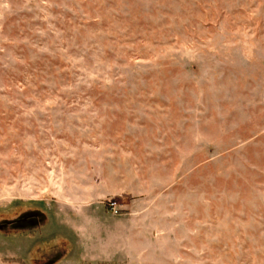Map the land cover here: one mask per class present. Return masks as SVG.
<instances>
[{
	"label": "rangeland",
	"instance_id": "1",
	"mask_svg": "<svg viewBox=\"0 0 264 264\" xmlns=\"http://www.w3.org/2000/svg\"><path fill=\"white\" fill-rule=\"evenodd\" d=\"M0 264H264V0H0Z\"/></svg>",
	"mask_w": 264,
	"mask_h": 264
},
{
	"label": "crops",
	"instance_id": "2",
	"mask_svg": "<svg viewBox=\"0 0 264 264\" xmlns=\"http://www.w3.org/2000/svg\"><path fill=\"white\" fill-rule=\"evenodd\" d=\"M89 221V220H88ZM87 224V222L86 223H83L82 225H80V226H78L77 228H75L76 229V232L78 233V235H79V242H80V234H84V233H87V231H88V229L89 228H87V230H86V228H84V225H86ZM105 236V240H108V237H106L107 235L106 234H104L102 237H104ZM115 254V253H114ZM83 259H86V257H83ZM89 259V258H88ZM109 259H111V258H108V259H101V260H109ZM90 260V259H89ZM97 260V259H96ZM96 260H94V261H96ZM97 261H99V260H97Z\"/></svg>",
	"mask_w": 264,
	"mask_h": 264
},
{
	"label": "trees",
	"instance_id": "3",
	"mask_svg": "<svg viewBox=\"0 0 264 264\" xmlns=\"http://www.w3.org/2000/svg\"><path fill=\"white\" fill-rule=\"evenodd\" d=\"M26 214H27V212L24 211V213L22 215H26ZM26 216H24V219H23L24 221L33 220L37 217V215L36 216H30V217L29 216L26 217Z\"/></svg>",
	"mask_w": 264,
	"mask_h": 264
},
{
	"label": "built area",
	"instance_id": "4",
	"mask_svg": "<svg viewBox=\"0 0 264 264\" xmlns=\"http://www.w3.org/2000/svg\"><path fill=\"white\" fill-rule=\"evenodd\" d=\"M113 209H115V208H113Z\"/></svg>",
	"mask_w": 264,
	"mask_h": 264
}]
</instances>
